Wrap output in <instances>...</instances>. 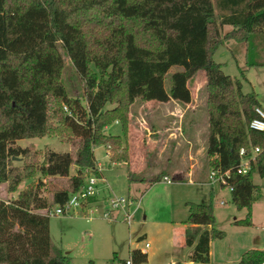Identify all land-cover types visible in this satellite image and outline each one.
I'll use <instances>...</instances> for the list:
<instances>
[{
  "label": "trees",
  "instance_id": "1",
  "mask_svg": "<svg viewBox=\"0 0 264 264\" xmlns=\"http://www.w3.org/2000/svg\"><path fill=\"white\" fill-rule=\"evenodd\" d=\"M223 26L231 29L221 35ZM143 34L149 39L141 40ZM222 39L243 44L247 54L260 46L264 0H0V183L13 193L37 174L69 179V187L56 190L51 201L31 184L8 201L0 198V264H74L52 242L46 212L81 188L83 169L100 176L93 148L119 142L104 128L116 120L122 124L128 105L136 98L188 103V82L199 70L206 77L209 166L230 170L231 200L247 209L234 223L251 225L257 187L252 173L264 176V131L248 124L260 105L254 92H242L240 81L213 60ZM64 54L84 82V103L62 82ZM172 66L181 70L171 74L167 92L164 76ZM63 131L78 137L74 155L47 150L40 164L31 159L16 165L15 159L23 163L29 153L18 139ZM255 146L260 151L249 171L237 173L239 148ZM187 224L189 260L209 263L210 241L225 235L214 227L211 203H189ZM127 259L142 264L147 254L132 249L117 264ZM233 264H264V249H248Z\"/></svg>",
  "mask_w": 264,
  "mask_h": 264
},
{
  "label": "rangeland",
  "instance_id": "2",
  "mask_svg": "<svg viewBox=\"0 0 264 264\" xmlns=\"http://www.w3.org/2000/svg\"><path fill=\"white\" fill-rule=\"evenodd\" d=\"M220 29L224 35L231 28L223 26ZM140 38L149 39L146 34ZM244 47L234 40L222 39L212 58L222 64L224 73L240 81L242 92L256 94L264 112V65H249L250 62H264V39L248 54ZM63 60L62 82L70 96L80 97L84 103V82L69 57L64 54ZM179 70L181 67L172 66L164 76L167 92L171 74ZM205 82L203 70L189 80L191 100L188 103L136 98L127 106L122 124L116 120L104 128L107 134L118 135L119 142L108 147L109 151L104 145L93 148L95 160L102 166L104 181L98 180L100 193L105 198L108 195L134 198L136 209L129 224L122 221L120 210L111 211L109 219L97 213L50 215L51 240L71 256L74 264H117L126 259L132 249L146 251L147 261L142 264H168L173 256L175 260H185L189 248L181 241V228L187 222L189 203H211L214 227L225 233L223 238L211 242L213 258L229 253V257H236L241 255L243 248L264 241V176L252 173L257 187L253 192L252 224L249 226L234 223L246 217L247 209H238L233 204L230 188L208 181ZM49 102L52 104L51 98ZM61 109L66 111L64 105ZM16 142L28 148L23 163L20 158L15 159L20 161L16 165L22 166L31 159L34 164H40L47 150L69 151L74 155L78 137L63 131L60 135L22 138ZM73 173L75 167L71 165L69 174ZM68 182L67 176L37 174L23 180L13 193L7 192L6 183H0V198L8 201L31 184L37 187L42 198L51 201L56 190L69 187ZM106 204L105 201L100 203Z\"/></svg>",
  "mask_w": 264,
  "mask_h": 264
},
{
  "label": "built area",
  "instance_id": "3",
  "mask_svg": "<svg viewBox=\"0 0 264 264\" xmlns=\"http://www.w3.org/2000/svg\"><path fill=\"white\" fill-rule=\"evenodd\" d=\"M65 108V107H64ZM66 109V108H65ZM256 116L249 121L248 127L256 131H264V112L260 107H255ZM109 146H106L108 150ZM109 151V150H108ZM260 151L258 146L255 147H241L238 151L239 163L236 167V172L239 174H246L249 171L250 162L255 159V155ZM109 157V152L106 153ZM243 161V162H242ZM95 170L100 173V176H96L94 172L89 169H83L82 175L84 176L83 184L81 188L75 192H72L66 202L63 204H57L53 208L49 209L46 214L50 215H65V214H78V213H97L103 218H110L111 211H121L122 221L126 224L131 222L133 213L135 211L134 198L122 197L115 195H108L106 198L102 197L101 189L98 186V180L102 178V166L96 162ZM230 175L229 169L210 168L208 173V180L210 183L217 182L220 185L228 186L230 190L231 185L228 183V177ZM167 182L170 180L164 178ZM106 202V205H100L102 202ZM145 247H148V243H145ZM125 264H131L127 259Z\"/></svg>",
  "mask_w": 264,
  "mask_h": 264
},
{
  "label": "crops",
  "instance_id": "4",
  "mask_svg": "<svg viewBox=\"0 0 264 264\" xmlns=\"http://www.w3.org/2000/svg\"><path fill=\"white\" fill-rule=\"evenodd\" d=\"M227 27H230V26H227ZM231 28V27H230ZM197 74V73H196ZM195 74V75H196ZM194 78V77H193ZM192 78V79H193ZM172 100V99H171ZM260 105V104H259ZM261 108V107H260ZM179 176V175H178ZM180 177V176H179ZM208 178V177H207ZM177 181H182V180H177ZM209 181V180H208ZM254 183V182H253ZM255 184V183H254ZM222 203V202H221ZM251 224H252V221H251ZM187 222L182 226L181 228V241L182 243L184 242V229L187 227ZM215 226V224H214ZM206 228H210V226H207ZM214 239H212L209 243V257H210V261L209 263H197V262H192L189 260V255H190V252L192 250V246H187L185 243V245L189 248V251L187 252V257L184 258L185 260L183 261H179V260H175V256H173V258H171L172 260L170 262H168V264H174L175 262H180V264H233V263H236L237 261L240 260L242 254L247 251L248 249H252V248H256V249H264V241L263 240H259L258 242H254V244L252 245H249L247 246L246 248H243L242 250V253L241 255L238 254L236 257H235V260H234V257L231 258V256L229 257V255H231L230 253L227 255V256H221L220 258H213V252L211 250V242L213 241ZM179 244V242H178ZM181 246V245H180ZM252 246V247H251ZM143 252L146 253L145 250H142ZM147 254V253H146Z\"/></svg>",
  "mask_w": 264,
  "mask_h": 264
},
{
  "label": "water",
  "instance_id": "5",
  "mask_svg": "<svg viewBox=\"0 0 264 264\" xmlns=\"http://www.w3.org/2000/svg\"><path fill=\"white\" fill-rule=\"evenodd\" d=\"M13 158H17V157H13Z\"/></svg>",
  "mask_w": 264,
  "mask_h": 264
}]
</instances>
